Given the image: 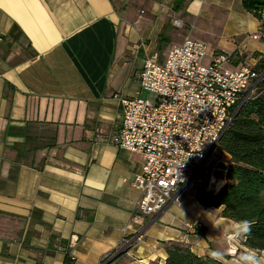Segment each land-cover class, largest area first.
I'll return each mask as SVG.
<instances>
[{
  "label": "crops",
  "instance_id": "0c3cea01",
  "mask_svg": "<svg viewBox=\"0 0 264 264\" xmlns=\"http://www.w3.org/2000/svg\"><path fill=\"white\" fill-rule=\"evenodd\" d=\"M186 38L205 63L264 61V24L242 0H0V264H100L124 239L108 264H163L168 242L235 264L238 224L194 190L134 221L143 158L113 143L145 60Z\"/></svg>",
  "mask_w": 264,
  "mask_h": 264
},
{
  "label": "built area",
  "instance_id": "2783aa9c",
  "mask_svg": "<svg viewBox=\"0 0 264 264\" xmlns=\"http://www.w3.org/2000/svg\"><path fill=\"white\" fill-rule=\"evenodd\" d=\"M258 15L264 24V8ZM206 58V46L186 38L168 52L163 63L156 56L144 62L140 89L155 95V103L139 96L121 100V126L113 143L143 158L132 184L139 193L134 221L155 216L168 204H179L180 195L214 156L220 140L264 79V72L246 65L228 68L231 57L215 54L205 63ZM130 244L122 240L121 250ZM248 251L264 260V252L234 242L228 253L236 261Z\"/></svg>",
  "mask_w": 264,
  "mask_h": 264
},
{
  "label": "trees",
  "instance_id": "16d2710c",
  "mask_svg": "<svg viewBox=\"0 0 264 264\" xmlns=\"http://www.w3.org/2000/svg\"><path fill=\"white\" fill-rule=\"evenodd\" d=\"M245 10L255 14L264 8V0H242ZM255 70V69H253ZM256 72H264V61ZM218 150L230 156L224 182L214 191L197 192L196 199L205 208H221L222 218L236 224L247 221L249 232L243 234L244 245L264 251V79L256 96L237 114L219 142ZM167 257L163 264H224L212 258L198 257L179 243H165ZM111 252L107 258L114 256ZM122 254V253H121ZM104 260L108 264L113 258ZM63 264H72L65 256Z\"/></svg>",
  "mask_w": 264,
  "mask_h": 264
},
{
  "label": "rangeland",
  "instance_id": "374dc122",
  "mask_svg": "<svg viewBox=\"0 0 264 264\" xmlns=\"http://www.w3.org/2000/svg\"><path fill=\"white\" fill-rule=\"evenodd\" d=\"M140 97L142 99L149 100L151 103L156 102V96L153 94H149L148 92H145V91H142ZM216 152H218V154L215 153L214 156H212L209 160H207L202 171H200L199 174L197 176H195L189 182L187 187L190 190H194L195 193H197V192H208V190L212 191L211 190L212 187L210 186V183H209L211 177H214L216 179L224 178L222 171H224L226 169V160L223 159V157L220 155L221 152L219 150H217ZM114 256H115V254H114ZM114 256H112V257L110 256V257L113 258ZM109 258H107V256H106L101 261L100 264H105V261L108 260Z\"/></svg>",
  "mask_w": 264,
  "mask_h": 264
},
{
  "label": "clouds",
  "instance_id": "9594fccd",
  "mask_svg": "<svg viewBox=\"0 0 264 264\" xmlns=\"http://www.w3.org/2000/svg\"><path fill=\"white\" fill-rule=\"evenodd\" d=\"M249 224L247 221H242L237 225V234L242 235L249 232ZM210 256L214 260H220L222 253L219 251H212ZM235 264H264V260L258 258L252 251L242 252Z\"/></svg>",
  "mask_w": 264,
  "mask_h": 264
},
{
  "label": "bare ground",
  "instance_id": "6f19581e",
  "mask_svg": "<svg viewBox=\"0 0 264 264\" xmlns=\"http://www.w3.org/2000/svg\"><path fill=\"white\" fill-rule=\"evenodd\" d=\"M209 183L213 190H217L220 187V180H214L213 182L211 181Z\"/></svg>",
  "mask_w": 264,
  "mask_h": 264
},
{
  "label": "water",
  "instance_id": "95a60500",
  "mask_svg": "<svg viewBox=\"0 0 264 264\" xmlns=\"http://www.w3.org/2000/svg\"><path fill=\"white\" fill-rule=\"evenodd\" d=\"M124 249L123 250H120L119 252H117L116 254H115V256L113 257V259H115L116 257H118L121 253H124Z\"/></svg>",
  "mask_w": 264,
  "mask_h": 264
}]
</instances>
